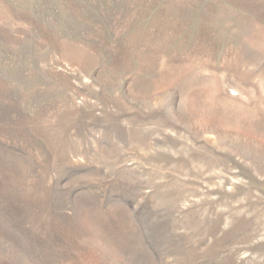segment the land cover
Instances as JSON below:
<instances>
[{
    "label": "rangeland",
    "instance_id": "374dc122",
    "mask_svg": "<svg viewBox=\"0 0 264 264\" xmlns=\"http://www.w3.org/2000/svg\"><path fill=\"white\" fill-rule=\"evenodd\" d=\"M0 264H264V0H0Z\"/></svg>",
    "mask_w": 264,
    "mask_h": 264
}]
</instances>
